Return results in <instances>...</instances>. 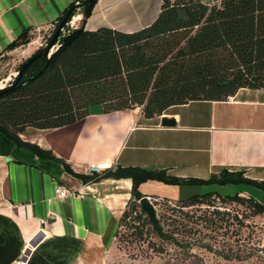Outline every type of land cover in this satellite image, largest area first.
<instances>
[{
  "label": "crops",
  "instance_id": "obj_1",
  "mask_svg": "<svg viewBox=\"0 0 264 264\" xmlns=\"http://www.w3.org/2000/svg\"><path fill=\"white\" fill-rule=\"evenodd\" d=\"M73 1L0 0V55L22 31L55 22ZM161 2L97 0L85 28L139 29L157 16ZM163 116L173 117L175 124L162 125ZM20 135L83 173L95 163L165 168L203 179L226 169L264 181V87H240L227 99L190 100L150 117L140 106L87 114L57 127L27 126ZM150 182H165L140 184L151 200ZM56 184L70 193L58 197ZM131 187L129 177L85 183L55 158L16 145L0 131V264L23 253L28 264H104L133 199Z\"/></svg>",
  "mask_w": 264,
  "mask_h": 264
},
{
  "label": "trees",
  "instance_id": "obj_2",
  "mask_svg": "<svg viewBox=\"0 0 264 264\" xmlns=\"http://www.w3.org/2000/svg\"><path fill=\"white\" fill-rule=\"evenodd\" d=\"M96 2H84L81 24L61 32L50 57L35 59L25 68L16 86L0 94V131L16 145L29 148L41 157L55 158L85 183L102 177L131 178L133 199L139 200L144 195L139 186L149 179L169 184L254 181L264 186V181L226 169L218 177L213 175L207 179L185 178L170 174L165 168L140 165L109 166L100 172L83 173L75 171L50 150L21 137L20 133L27 126L50 128L75 122L89 114L91 103H102L103 112L140 106L150 117L190 100L227 99L240 87H264V0L211 3L162 0L152 22L133 31L106 24L85 28ZM73 4L75 1L58 17L48 39ZM29 39L30 28H27L6 50L23 45ZM211 194L207 191L183 201L190 205ZM227 196L242 197L239 193ZM254 203L262 212L263 205L255 200ZM126 215L125 208L120 223ZM167 231L176 236L175 230ZM158 237L174 243L178 249L175 256L167 252L168 264L204 263L202 256L190 250V241L176 236L181 243H188L185 247L172 239ZM163 251L167 250L162 248ZM223 256L238 258L230 253Z\"/></svg>",
  "mask_w": 264,
  "mask_h": 264
},
{
  "label": "rangeland",
  "instance_id": "obj_3",
  "mask_svg": "<svg viewBox=\"0 0 264 264\" xmlns=\"http://www.w3.org/2000/svg\"><path fill=\"white\" fill-rule=\"evenodd\" d=\"M212 2V0H210ZM79 18L75 19L76 15ZM82 7L76 8L67 27L81 24ZM55 22L32 29L27 43L6 52L0 58V85L11 83L19 65L45 45ZM150 182L147 186L164 229L176 231L182 241H190V250L204 258L200 264H264V186L254 181H209L204 183L165 184ZM173 187V188H172ZM211 191L193 204L187 200L195 194ZM240 194L241 199L227 195ZM247 197H252L247 200ZM257 198V199H256ZM255 200L263 205L258 211ZM127 215L121 219L118 232L107 248L104 264H168L167 252L175 256L177 247L163 241L152 228L138 199L129 200ZM204 244L209 245L207 248ZM162 248L167 251L162 252ZM238 258L226 259L224 254ZM196 260V259H195Z\"/></svg>",
  "mask_w": 264,
  "mask_h": 264
},
{
  "label": "water",
  "instance_id": "obj_4",
  "mask_svg": "<svg viewBox=\"0 0 264 264\" xmlns=\"http://www.w3.org/2000/svg\"><path fill=\"white\" fill-rule=\"evenodd\" d=\"M86 1H91V0H84ZM84 2L81 0H76L75 4H73L64 17L60 20L58 23L53 35L50 37L48 42L43 45L39 51L31 54L28 56L19 66L16 74L17 77L9 84L0 86V94L6 90L12 89L16 86L17 82L19 81L20 76L23 74V71L27 66H29L35 59L39 58L40 56H45L46 58H49L53 50L56 48L58 40L60 38L61 32H63L64 26L69 22V20L73 17V12L76 8L81 6ZM104 111V107L102 103H91L88 106V113L89 114H99ZM161 124L162 125H174L175 124V119L173 117H167L163 116L161 118ZM139 203L141 208L146 212L149 221L152 224V228L157 232L158 235L161 237H166L168 239H172L175 243L177 244H182L183 246H188V243H181V241L173 234L169 233L166 231L161 224L159 217L157 215V209L155 204L149 199L147 195H143L139 199Z\"/></svg>",
  "mask_w": 264,
  "mask_h": 264
},
{
  "label": "built area",
  "instance_id": "obj_5",
  "mask_svg": "<svg viewBox=\"0 0 264 264\" xmlns=\"http://www.w3.org/2000/svg\"><path fill=\"white\" fill-rule=\"evenodd\" d=\"M203 1H205L207 3H211L210 0H203ZM67 25H68V23L64 26L63 32H65L67 30V28H68ZM54 28H55V24H54ZM54 28H53V30H54ZM102 169H104V167H102L99 164L89 163V165L87 167V173L100 172ZM55 192H56V195L58 197H65L66 195H68L70 193L69 189L63 184H56ZM9 264H28V256L26 253H23L20 257H17L15 259H13L12 261H10Z\"/></svg>",
  "mask_w": 264,
  "mask_h": 264
},
{
  "label": "bare ground",
  "instance_id": "obj_6",
  "mask_svg": "<svg viewBox=\"0 0 264 264\" xmlns=\"http://www.w3.org/2000/svg\"><path fill=\"white\" fill-rule=\"evenodd\" d=\"M79 15H80V14L76 15V16H75V19L79 18ZM3 85H4V84H3ZM3 85H2V86H3ZM0 86H1V85H0Z\"/></svg>",
  "mask_w": 264,
  "mask_h": 264
}]
</instances>
